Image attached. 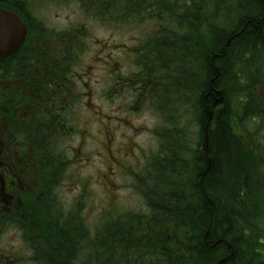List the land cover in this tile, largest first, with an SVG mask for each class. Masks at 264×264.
<instances>
[{"label": "flooded vegetation", "instance_id": "obj_1", "mask_svg": "<svg viewBox=\"0 0 264 264\" xmlns=\"http://www.w3.org/2000/svg\"><path fill=\"white\" fill-rule=\"evenodd\" d=\"M103 1L107 0H0V11L13 14L19 26L9 35L0 21V237L9 231L17 238L20 262L55 264L52 258L66 236L78 239L81 233L87 242L96 230L87 223L86 199H120L116 197L120 187L110 186L114 195L105 185L106 154L111 160L107 170L120 173L121 154L145 148L133 144L137 128L107 115L108 108H127L133 115L155 113L160 126L151 132L158 145L160 135L170 132L159 109L183 122L171 115L169 107L170 97L185 89L184 64L177 63L179 79L172 83L174 69L155 44L163 25L153 0H119L109 8ZM155 1H164L161 12L163 6L169 7V0ZM191 1L195 6L200 3L188 0L187 5ZM66 4L78 7L86 22L66 13L56 15L59 25L47 21L51 7ZM163 17L164 22L168 13ZM92 19L118 28L122 35L91 37L84 23ZM137 27L146 28V35L138 37ZM159 151L157 146L155 153ZM134 167L129 166L125 176L132 175ZM149 168L147 159L135 186L141 210L114 211L110 218L146 215ZM253 230L245 225L241 232L247 236ZM211 244L230 248L215 264H240L233 262L235 250L226 240L215 238Z\"/></svg>", "mask_w": 264, "mask_h": 264}, {"label": "trees", "instance_id": "obj_2", "mask_svg": "<svg viewBox=\"0 0 264 264\" xmlns=\"http://www.w3.org/2000/svg\"><path fill=\"white\" fill-rule=\"evenodd\" d=\"M187 1L169 0V7L163 6L162 12L164 1L153 0L151 5L162 15L157 51L171 61L168 65L174 69L175 82L179 79L178 62V66L184 62L186 88L195 80L191 75L193 56L202 54L205 60L206 89L200 93L198 110L193 114L195 125L203 126L200 167L191 171V184L181 179L187 168L176 158L169 170H164L165 158H179L183 155L179 150H184L178 144L182 133H176L178 126L171 123L170 132L160 135V151L150 158L147 215L121 220L107 217L89 234L87 242L81 233L78 239L74 234L66 236L64 245H58L57 257L52 258L55 264H211L216 255L218 260L228 252L224 245L211 247L215 230L237 228L240 221L244 225L248 221L254 229L249 237L260 240L259 232L264 230V151L260 150L264 149V135L251 149L241 138L251 135L255 140L256 124L264 125V0H200L198 6L193 1L187 5ZM118 3L103 1L106 8ZM165 12L168 19L163 22ZM210 52L214 55L209 61L203 53ZM187 116L180 114L176 120L184 118L182 123L190 125ZM181 181L185 188L190 186V195ZM214 201L220 216L212 224L209 216ZM248 213L255 215L245 216ZM197 219L200 224L194 222ZM119 228L123 232L118 233ZM197 229L201 231L197 233ZM203 230L208 232L206 237ZM251 245L244 249L246 257L241 264L264 260V243L255 242V249Z\"/></svg>", "mask_w": 264, "mask_h": 264}, {"label": "rangeland", "instance_id": "obj_3", "mask_svg": "<svg viewBox=\"0 0 264 264\" xmlns=\"http://www.w3.org/2000/svg\"><path fill=\"white\" fill-rule=\"evenodd\" d=\"M58 1H62V0H58ZM73 1H76V0H73ZM77 9L79 8L76 7L75 5L66 4L61 9L56 8V7H51V9L47 11V13H46V8L42 9L43 10L42 13H46L45 17L47 21L58 24V25L61 24V22L56 21L55 18H56V15H60L62 13H66L67 15L73 17V19L76 20L77 22H82V23L86 22L87 19L81 15L83 13L79 11L80 9L79 10ZM40 12H41V9H40ZM84 25H86V28L88 29L90 36L96 39H106L108 36L119 37L122 35V32L118 30V28L105 25L104 23L102 24L98 20H94V19L88 20V22L84 23ZM227 25H229V21L227 22ZM136 30H137L136 35L138 37L146 35V32H147L146 28L137 27ZM125 34L129 35V31H127ZM208 39L209 37L206 38L207 42H208ZM188 44L190 45L191 43L188 42ZM186 45L187 44H184V46H182V51L180 52L182 53V55L185 53L184 50L186 49ZM197 46L199 47V41L197 42ZM210 49H213V48L210 47ZM203 54H205L204 55L205 58L208 59L209 61L211 57L214 55L211 52L203 53ZM201 56L202 54H199V55L197 54L193 56L194 62L191 67L192 69L191 75L192 77H195L194 82H192V84H190L189 86H186V88L179 95L175 94L170 97L171 105L169 107V110H170L171 115L179 116L180 114L182 115L187 114L188 115L187 123L190 122V125L186 123H180L178 121L171 119V117L169 116L170 114L168 110L164 108L159 109V111L162 112L160 116L164 120H167L168 129L170 128V123H172L174 126H178L176 133H182L179 136L180 141L178 144L184 148V150L183 149L179 150V151H183V155L179 157L180 159L178 158V155H172L173 157L167 156L166 158L164 156L166 160V163L164 164V170L168 171L170 163L172 162L174 158H176L179 161V165L182 166L183 164H185L187 168V170L185 171L186 173L184 172V174L181 175V179L184 180V182L185 181L189 182L190 184L193 180L191 177V174H192L191 171H193L195 167L196 168L200 167L199 165L200 162L198 161V159L203 154V131H202L203 126H201L200 128V126L195 125L193 121V118H194L193 114L194 112L198 110V104H199L198 101L200 97L199 95L200 93L203 94L206 89L205 86H203V79L205 78V73L202 70L205 60H202ZM168 64H171L170 60ZM209 78H212V77H209ZM172 83L176 84L175 80H173ZM205 83H206V79L204 81V84ZM170 85L173 86V84H170ZM107 115L116 117V119L120 118L124 124L127 123L128 125H132L133 128L136 127L137 131L132 132V138L134 139L133 144L137 147L145 148V150H138L134 153H132L131 151H128L126 154L122 153L120 156L121 159H119V165H118V169L120 170V173H117L115 170H111V171L107 170L109 167H111V160L106 154L105 164H107L106 165L107 169L105 168V175H106L105 185L107 189L111 192V194H114V195L116 191L114 188H111L110 186L116 184L118 187H120V190H117V193H116L117 195L116 197H119L120 199H116V198L86 199L85 216L87 218V223L89 226L90 225L94 226L98 224L99 221L103 218V216L108 213L111 215H114V211H119L120 213L126 210H130V211H140L141 210V207L143 206V202L140 196H138L135 192V186L137 185L136 181L139 179L138 176H139L140 170L143 169L147 163V159L150 156L149 154L151 152L155 153L156 148L158 146L157 137L154 136L151 132L152 129H156L157 127L160 126V119L155 113L153 114L143 113L140 115H133V114H130L127 108L119 107L118 109L108 108ZM201 116H203L202 109H201ZM182 120L185 122V119H182ZM257 121H259V118L256 119V122ZM124 124H122V127L125 126ZM256 126H258V129H257V133L254 135L255 140H253L252 138L253 136L251 137V135L249 136L242 135L241 141L244 146L247 147L248 145L250 148H252L254 147L256 142H258V139L260 137H261L260 139L263 138V135H264L263 126L264 125L262 123H257ZM178 128L180 129L179 131H178ZM260 150L261 152L264 151V149L262 148ZM255 151H258V150L255 149ZM179 154H181V152ZM181 158H184V160H182ZM136 164H138L137 168L134 167V165ZM179 165H176V166H179ZM129 166L134 167V169L132 170V175L125 176L128 173ZM184 182L181 181V184H183L185 188ZM178 185L179 183L173 187V191L176 189V187H178ZM185 189L188 195H190L191 194L190 186L186 187ZM211 198L213 199L212 195H211ZM214 202L212 203H213V206L214 205L215 206L212 209V213L210 212V216H209L212 224L213 222H216V219H218V217L220 216V213H218L217 211L216 201ZM99 203H102V206L104 208V213L100 212ZM149 206L150 204L146 205V210H145L146 215H147V211L149 210ZM199 207H194V208H199ZM199 215L201 216L200 213L197 216ZM253 215H255V213H248L245 216L251 217ZM109 216L110 215H106V218ZM194 222L196 224H200L198 219L195 220ZM246 223H247L246 226H248L249 222L247 221ZM237 224H238L237 228H233V229L232 228L230 229L222 228L219 230L218 229L215 230L217 232V235L215 238H221L223 240H226L229 246L235 250V256H234L233 262L237 261L238 263L241 264L242 258L240 255V249H242L243 247H244L243 249H247L250 246V244H252L251 249L252 248L255 249L256 247L255 242L258 244H259V241L264 242V238H263L264 230L259 232L258 236H260V240L258 241V239L256 240V239L250 238L249 237L250 233L246 236L241 232V230L245 227L244 223H241L240 221V222H237ZM196 231L197 233H199V231L201 230L197 229ZM203 231L205 232L204 234L208 233L205 230ZM250 242H253V243H250ZM17 248H18L17 238H15V236L9 231L4 233L0 237V264H27V263L16 260L18 259ZM227 248H228L227 250L229 251L228 253H230V248L229 247ZM216 256L214 257L215 261L211 264L216 263V260H217ZM254 263L255 261L253 262L251 260L250 262H247V264H254ZM260 263L263 264L264 260L258 261L256 264H260Z\"/></svg>", "mask_w": 264, "mask_h": 264}, {"label": "water", "instance_id": "obj_4", "mask_svg": "<svg viewBox=\"0 0 264 264\" xmlns=\"http://www.w3.org/2000/svg\"><path fill=\"white\" fill-rule=\"evenodd\" d=\"M0 21L4 23V28L10 31L9 35H12L13 31H18L19 29V26L17 24L18 20L10 14H6L0 11ZM20 34L22 37L23 32H21Z\"/></svg>", "mask_w": 264, "mask_h": 264}, {"label": "bare ground", "instance_id": "obj_5", "mask_svg": "<svg viewBox=\"0 0 264 264\" xmlns=\"http://www.w3.org/2000/svg\"><path fill=\"white\" fill-rule=\"evenodd\" d=\"M212 245V244H211ZM217 261V260H216Z\"/></svg>", "mask_w": 264, "mask_h": 264}]
</instances>
